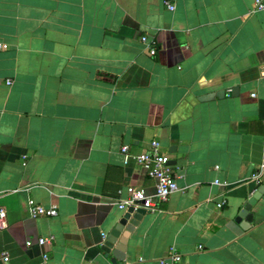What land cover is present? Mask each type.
<instances>
[{
    "label": "crops",
    "instance_id": "0c3cea01",
    "mask_svg": "<svg viewBox=\"0 0 264 264\" xmlns=\"http://www.w3.org/2000/svg\"><path fill=\"white\" fill-rule=\"evenodd\" d=\"M0 43V264H161L171 247L173 264H264V191L237 221L264 187V173L252 181L264 163L256 0H0ZM153 140L180 188L124 258L107 256L127 187L156 192L122 146L137 155ZM30 198L59 214L31 217Z\"/></svg>",
    "mask_w": 264,
    "mask_h": 264
},
{
    "label": "built area",
    "instance_id": "2783aa9c",
    "mask_svg": "<svg viewBox=\"0 0 264 264\" xmlns=\"http://www.w3.org/2000/svg\"><path fill=\"white\" fill-rule=\"evenodd\" d=\"M167 6L170 9H174L175 5L167 1ZM256 7L259 9L264 8V3L262 0H256ZM142 42L150 49V53L155 55L157 52V43L155 40H149L146 35L141 38ZM3 47V43H0V49ZM255 96V94H253ZM152 151H143L137 155H133L130 152V147L128 144L122 146V153L124 154L126 162L134 158L146 171L147 175L156 180V192L154 194H148L145 189L129 185L127 187L128 197L121 199L119 206L121 208L135 207V208H145L150 211H155L157 209V201H165L168 197L180 187L177 182V174L175 169L170 164V157L168 154L160 152L157 148L160 145L158 140H153L151 143ZM218 168V167H217ZM264 173V163L259 165L252 175V181H254L257 187L261 184V177ZM216 183H221L219 179L215 181ZM257 190V189H256ZM225 203V200L219 202L217 206L221 208ZM28 210L31 217L36 218L39 216H57L59 214V207L57 204L53 203L51 205H44L37 202L35 199L30 198L28 201ZM6 209L0 207V229L7 226L6 222ZM53 237H41L39 242L41 244L50 242ZM30 244V241L28 242ZM4 260L8 261L9 256L5 252ZM45 260L47 256L45 255ZM181 260V254L177 251L175 247H171L168 255L160 259L161 264H173Z\"/></svg>",
    "mask_w": 264,
    "mask_h": 264
},
{
    "label": "water",
    "instance_id": "95a60500",
    "mask_svg": "<svg viewBox=\"0 0 264 264\" xmlns=\"http://www.w3.org/2000/svg\"><path fill=\"white\" fill-rule=\"evenodd\" d=\"M263 191L264 187H261L253 194L237 217V221H243V219L251 221L252 214L249 210ZM147 211L148 210L145 208H135L131 206L123 213L119 222L111 230L102 246V249L106 252L107 256L113 253L117 259L124 258L127 250L128 239L134 228L139 225L144 216L147 214Z\"/></svg>",
    "mask_w": 264,
    "mask_h": 264
}]
</instances>
